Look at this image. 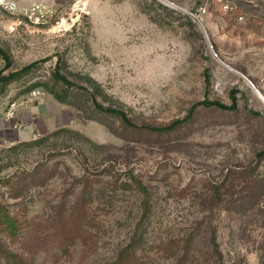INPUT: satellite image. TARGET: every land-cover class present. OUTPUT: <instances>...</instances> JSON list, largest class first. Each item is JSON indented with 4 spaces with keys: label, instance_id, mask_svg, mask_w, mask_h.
<instances>
[{
    "label": "rangeland",
    "instance_id": "1",
    "mask_svg": "<svg viewBox=\"0 0 264 264\" xmlns=\"http://www.w3.org/2000/svg\"><path fill=\"white\" fill-rule=\"evenodd\" d=\"M74 2L44 25L0 8V264H219L213 241L222 264H264V188L248 213L205 203L233 167L264 187V0ZM205 99L236 108L155 130ZM79 207L88 243L56 256L52 223Z\"/></svg>",
    "mask_w": 264,
    "mask_h": 264
},
{
    "label": "trees",
    "instance_id": "2",
    "mask_svg": "<svg viewBox=\"0 0 264 264\" xmlns=\"http://www.w3.org/2000/svg\"><path fill=\"white\" fill-rule=\"evenodd\" d=\"M0 52L2 49L0 47ZM36 65V63H31L26 65L24 68L18 71L10 73L8 76L4 77L6 80H11L16 77L22 76L31 71V69ZM54 77L57 80H61L63 83L73 86L74 84L58 70L55 71ZM58 96V95H57ZM216 107L219 109L234 110L236 108V103L233 101L231 105H226L219 100H209L205 99L198 102L190 113L183 119H177L166 126L156 127L157 131H167L174 130L178 126H182L187 123L192 118L193 111L198 107ZM101 107V106H100ZM105 111L113 114L119 115L127 124L132 125L131 121L127 118L124 112L117 109L106 108ZM259 156H264V151L258 153ZM249 167H233L231 168L224 177L213 184L211 196L205 201L210 209L215 206L221 207L226 211H240L243 213H248L255 205L259 203L262 196V179L259 176L253 174V169ZM137 188L141 190L144 194H148L147 188L142 184L141 181L134 180ZM148 198V196H147ZM84 203V202H83ZM82 203V204H83ZM149 201L147 200L146 206H148ZM65 210L63 214L58 215L59 219L52 223V238L49 241L48 248L51 253L56 254V256H61L63 254L69 253V250L79 242L88 243L86 239V232L82 230L88 215L83 207L76 208L75 211ZM148 212V211H146ZM147 214V213H145ZM213 252L218 254V257L214 259V263L222 264L221 255L217 251V243L213 241ZM190 250L187 246L186 254H189ZM119 255L117 260L112 264H139V261L133 251H125ZM10 264H34V261H26L22 257L16 255H7Z\"/></svg>",
    "mask_w": 264,
    "mask_h": 264
},
{
    "label": "built area",
    "instance_id": "3",
    "mask_svg": "<svg viewBox=\"0 0 264 264\" xmlns=\"http://www.w3.org/2000/svg\"><path fill=\"white\" fill-rule=\"evenodd\" d=\"M88 3L89 0H75L73 8L84 10ZM0 8L11 14L22 16L34 25L47 24L56 14L54 5L46 0H33L28 5H21L18 0H0Z\"/></svg>",
    "mask_w": 264,
    "mask_h": 264
},
{
    "label": "crops",
    "instance_id": "4",
    "mask_svg": "<svg viewBox=\"0 0 264 264\" xmlns=\"http://www.w3.org/2000/svg\"><path fill=\"white\" fill-rule=\"evenodd\" d=\"M19 2H20V4L21 5H28V4H30V2L31 1H33V0H18ZM46 1H48V2H52L53 0H46ZM52 4V3H51Z\"/></svg>",
    "mask_w": 264,
    "mask_h": 264
},
{
    "label": "bare ground",
    "instance_id": "5",
    "mask_svg": "<svg viewBox=\"0 0 264 264\" xmlns=\"http://www.w3.org/2000/svg\"><path fill=\"white\" fill-rule=\"evenodd\" d=\"M258 94L263 98V100H264V97L260 94V92L258 91Z\"/></svg>",
    "mask_w": 264,
    "mask_h": 264
},
{
    "label": "water",
    "instance_id": "6",
    "mask_svg": "<svg viewBox=\"0 0 264 264\" xmlns=\"http://www.w3.org/2000/svg\"><path fill=\"white\" fill-rule=\"evenodd\" d=\"M256 91L258 92V90L256 89Z\"/></svg>",
    "mask_w": 264,
    "mask_h": 264
}]
</instances>
